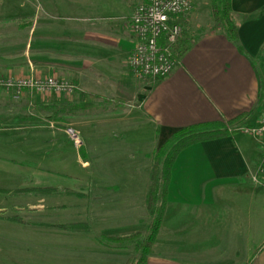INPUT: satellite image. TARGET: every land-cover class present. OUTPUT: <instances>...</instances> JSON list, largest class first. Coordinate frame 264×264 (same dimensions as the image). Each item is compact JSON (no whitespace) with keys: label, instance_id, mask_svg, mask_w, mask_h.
Masks as SVG:
<instances>
[{"label":"crops","instance_id":"crops-1","mask_svg":"<svg viewBox=\"0 0 264 264\" xmlns=\"http://www.w3.org/2000/svg\"><path fill=\"white\" fill-rule=\"evenodd\" d=\"M141 1L0 0V17H25L19 27L27 33V75L54 76L78 87L72 95L29 96L37 95L46 110L66 112L69 105L91 102L73 112L116 111L122 114L117 123L129 124L131 135L150 129L159 144L198 123L255 125L264 108V0H231L235 40L214 20L197 22L195 8L180 16L186 49L172 71L150 86L128 68L134 45L129 21ZM18 66L0 64V77L15 76ZM8 91H0V129L12 123L1 120L3 104L11 107L6 113L19 105V96ZM261 144L231 131L178 154L147 264H264V187L252 180Z\"/></svg>","mask_w":264,"mask_h":264},{"label":"rangeland","instance_id":"rangeland-1","mask_svg":"<svg viewBox=\"0 0 264 264\" xmlns=\"http://www.w3.org/2000/svg\"><path fill=\"white\" fill-rule=\"evenodd\" d=\"M192 8L199 13L197 22H212L211 0H194ZM19 22L25 17H0V64L17 63L15 76H28L27 33ZM0 91L8 90L0 86ZM32 94L37 93L18 95L13 114L5 112L9 106L2 109L1 120L12 123L0 129V264H124L138 254L135 240L108 245L102 236L146 234L150 215L144 200L162 143L153 141L150 129L131 135L129 124L117 123L122 114L116 111L46 110ZM143 136L147 139L138 142ZM185 149L181 153L191 150ZM45 185L58 193L13 194L16 188ZM13 213L37 223L83 221L89 231L75 237L55 227L23 226L7 219Z\"/></svg>","mask_w":264,"mask_h":264},{"label":"built area","instance_id":"built-area-1","mask_svg":"<svg viewBox=\"0 0 264 264\" xmlns=\"http://www.w3.org/2000/svg\"><path fill=\"white\" fill-rule=\"evenodd\" d=\"M193 3L194 0H142L135 6L129 21L134 45L128 58V68L134 78L145 80L150 86L172 71L178 61L175 46L182 37L179 17L189 13ZM0 86L16 95L24 91L72 95L78 91L75 83L54 76H5L0 77ZM225 123L229 131L262 140L261 156L252 180L264 187V108L255 125ZM67 133L80 146L77 132L69 128Z\"/></svg>","mask_w":264,"mask_h":264},{"label":"trees","instance_id":"trees-1","mask_svg":"<svg viewBox=\"0 0 264 264\" xmlns=\"http://www.w3.org/2000/svg\"><path fill=\"white\" fill-rule=\"evenodd\" d=\"M211 12L216 25L222 26L228 37L235 40L237 38V25L232 17L231 0H211ZM185 49V40L179 39L175 46L176 57L178 58ZM90 106L91 102L78 103L69 105L64 110L73 112ZM234 121L230 120L227 123L232 124ZM230 132L226 128V123L222 121L198 123L174 131L160 145L154 156V165L150 174L151 182L146 195V209L150 215V222L147 226L146 234L136 233L127 236H102L104 242L108 245L117 244L118 246H123L127 241L135 240L134 248L138 254L128 259L124 264H147V257L152 251L166 210L172 166L178 154L191 145L226 136ZM30 192L38 196H47L58 193V189L51 185H45L21 187L13 190V194L15 195H23ZM7 219L21 225L55 227L71 233L89 231V225L83 221L57 224L37 223L26 221L17 213H13Z\"/></svg>","mask_w":264,"mask_h":264}]
</instances>
